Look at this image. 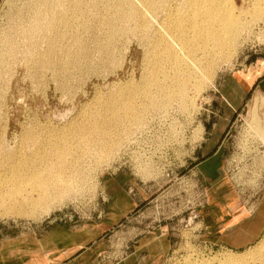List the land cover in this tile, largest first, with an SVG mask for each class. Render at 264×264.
Listing matches in <instances>:
<instances>
[{
    "label": "rangeland",
    "instance_id": "1",
    "mask_svg": "<svg viewBox=\"0 0 264 264\" xmlns=\"http://www.w3.org/2000/svg\"><path fill=\"white\" fill-rule=\"evenodd\" d=\"M190 1L0 0V249L8 237L71 223L98 229L85 242L99 260L156 239L161 264H221L227 256L261 263L264 235L232 250L205 221L217 219V205L247 214L264 192V0H228L250 33L205 79L202 50L182 47L168 27ZM233 74L252 85L236 94ZM231 87L238 107L222 96ZM91 126V139L79 134ZM57 146L68 149L76 173L64 187L42 185L33 173L52 168ZM45 192L52 194L35 214L9 212ZM113 192L137 205L116 214Z\"/></svg>",
    "mask_w": 264,
    "mask_h": 264
},
{
    "label": "crops",
    "instance_id": "2",
    "mask_svg": "<svg viewBox=\"0 0 264 264\" xmlns=\"http://www.w3.org/2000/svg\"><path fill=\"white\" fill-rule=\"evenodd\" d=\"M228 80L229 83H235L236 94L252 85L248 79H238L234 74ZM233 91L232 87L230 90L224 89L222 96L229 105L238 107L239 103ZM219 150L217 149L199 164H206L214 159ZM112 195L114 211L120 216H125L124 212L128 213L129 208L137 205L130 196L121 197L122 195L116 192ZM229 205L233 206V204ZM221 207L219 205L215 207L216 220L205 221L206 230L214 233L217 244L221 247L240 251L252 247L263 237L264 192L253 211L246 209L247 214H241V211L233 213L230 206H225L226 210H222ZM211 213H208V219ZM90 227L91 233L97 234L98 229L96 230L94 226ZM83 229L71 223H63V225H53L39 235L36 231H27L8 237L2 241L0 264H161L164 250L161 241L156 239L151 242H143L142 239L129 242L126 245L129 252L122 258L99 260L94 257L92 248L86 246L89 240L92 241L93 233L88 234L90 230Z\"/></svg>",
    "mask_w": 264,
    "mask_h": 264
},
{
    "label": "bare ground",
    "instance_id": "3",
    "mask_svg": "<svg viewBox=\"0 0 264 264\" xmlns=\"http://www.w3.org/2000/svg\"><path fill=\"white\" fill-rule=\"evenodd\" d=\"M230 3H228V0H191L187 6L186 12L183 15L176 17L170 20V22H168L170 32L174 35L177 41L182 43H180L182 47L188 46L191 51H194L197 48L202 50L201 57L198 59L199 63L202 65V79L210 78V76L214 73V69L219 59V56H221V53L225 49L230 47L232 51L236 50V48L239 47L238 45L242 41H245V39L250 33L249 27H245L244 22L240 21L241 19L239 20V17L234 14L235 12H233V8L231 9V7L228 6H231ZM150 8H153L152 5ZM132 17L136 19V22L139 24V27L144 32L149 31L150 24L149 21H147L144 13H142L138 9H133L131 13V18ZM164 51L168 53L171 59L175 58V49L169 43H167V46L164 48ZM174 60L177 61V64H181L182 62L181 57H177V59ZM162 61V57H159L156 60L155 65L158 67L161 66ZM189 73L191 77L195 75L192 70H190ZM151 82L154 84L158 83L157 79H154ZM177 82L182 88L185 86V83L187 81L185 82L184 80H179ZM125 110L131 111L132 106L128 105L127 103V105L125 106ZM96 129L97 128L95 126L87 127L81 130L79 134H82L86 138L91 139V134ZM56 149L57 150L54 151V157H56V159L54 160H56L57 162L55 161V164L51 163L52 168H48L47 170L44 169V171L42 170L41 172H34L33 176L42 185L64 187L66 184L71 182V176L75 175L76 169L75 166L73 167L69 165V162L67 164L68 153L65 152L68 149L66 148L63 151V146H57ZM25 164H27V166H30V162L28 161ZM51 194L52 192H45L40 199L30 200L28 203V207L24 205L23 210L10 208L9 212L17 214L31 212L30 215H33L37 212L36 207L39 206L42 201L46 203L47 199L50 197ZM241 212V214H245L244 211ZM262 244L261 245L264 247V237L262 239ZM247 259L248 256H227L224 258L221 264H248ZM192 264L209 263L196 261ZM260 264H264V255Z\"/></svg>",
    "mask_w": 264,
    "mask_h": 264
},
{
    "label": "trees",
    "instance_id": "4",
    "mask_svg": "<svg viewBox=\"0 0 264 264\" xmlns=\"http://www.w3.org/2000/svg\"><path fill=\"white\" fill-rule=\"evenodd\" d=\"M210 156H211V154H210V155H208L206 158H208V157H210ZM206 158H205V159H206Z\"/></svg>",
    "mask_w": 264,
    "mask_h": 264
}]
</instances>
